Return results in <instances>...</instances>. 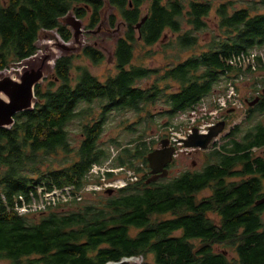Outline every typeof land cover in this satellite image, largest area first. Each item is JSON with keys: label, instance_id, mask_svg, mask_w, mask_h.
Returning a JSON list of instances; mask_svg holds the SVG:
<instances>
[{"label": "trees", "instance_id": "obj_1", "mask_svg": "<svg viewBox=\"0 0 264 264\" xmlns=\"http://www.w3.org/2000/svg\"><path fill=\"white\" fill-rule=\"evenodd\" d=\"M251 1L233 10L235 1L221 3L220 33L201 53L168 67L145 65L142 59L158 52L147 47L161 41L167 29L178 33L181 50L195 47L197 32L208 25L213 0H7L0 6V71L36 54L44 29L57 30L71 41L73 31L62 21L69 12L80 19L89 16L88 27L95 28L108 3L126 22L114 50L115 74L102 81L87 64L78 62L79 57L102 62L105 53L96 45L66 52L56 59L52 74L36 86L35 107L16 114L12 127L0 128V261L105 264L142 256L140 264H264V203L257 204L264 198V155L255 151L264 147V122L232 128L209 151L201 170L150 183L148 153L157 140L142 133L124 147L117 143L121 149L111 164L135 171L147 166V177L129 180L115 193L83 204L74 199L23 214L17 209L21 196L29 203L55 188L81 189L102 181L101 175L91 178L90 170L111 157L110 147L101 143L110 112L145 111L153 116L150 107L162 102L168 107L160 112L173 118L211 94L225 74L237 73L230 60L264 45V11H258L264 9V0ZM115 23L112 14L111 25ZM139 47L144 53L140 56ZM146 79L152 81L141 85ZM260 110L264 111V93L248 108L247 118ZM75 118L82 120L77 150L67 129ZM206 188L212 192L200 197ZM66 204L76 206L64 211ZM219 245L224 249L218 250ZM229 247L236 250V257L229 255ZM150 255L153 262L146 260Z\"/></svg>", "mask_w": 264, "mask_h": 264}, {"label": "rangeland", "instance_id": "obj_2", "mask_svg": "<svg viewBox=\"0 0 264 264\" xmlns=\"http://www.w3.org/2000/svg\"><path fill=\"white\" fill-rule=\"evenodd\" d=\"M226 1L231 0H213L214 6L211 10L210 14L206 17L208 22L207 27L204 30L198 31L197 34L199 36V42L195 47H191L189 49L181 50L180 46L176 43V38L178 37V33H173L169 29H167L166 34L163 39L156 43L152 47H147V49H155L156 53H154L151 57L146 59H142V62L149 67H157V66H172L177 64L179 61L185 60L191 55H197L202 52V50L206 49L207 43L211 40V37L214 34L220 33L218 28V14L217 7ZM235 3L232 6V10L235 8H241L245 6H249L253 4L251 0H233ZM7 0H0V6L4 5ZM260 6V5H259ZM146 5L144 6V12ZM258 11H264L263 8H260ZM255 12V11H254ZM114 14L116 17L115 26L111 25V15ZM75 17L74 13H69L65 18H63V22L69 26V20ZM82 23V33L78 38L74 37V39L68 42L70 47H73L74 50L71 53H79L82 50V47L86 44H92L98 46L105 53V58L100 63H95L88 58L79 57L78 62L87 64L92 72L96 74L102 81H105L110 75H113L117 72L114 50L116 46L117 39L125 34V23L121 18V14L117 8L110 6L108 3L105 6L102 12V22L95 28L88 27L90 23L89 16L84 17L80 20ZM71 27V26H69ZM185 29L189 28L187 24L184 23ZM73 32H75V28L71 27ZM139 35V34H138ZM65 43L64 39L58 33L57 30L53 31H42L40 34V38L38 40L39 51L37 56H41L44 53H48L50 51H54L55 56L63 53L61 45ZM138 56L144 54L142 53V48L139 47L136 50ZM134 63H138L137 59H134ZM244 67H247L244 66ZM19 68L18 64L15 62H11L8 71H14ZM53 69H50L47 72L46 78L52 74ZM5 72V71H3ZM233 73L225 74L223 76L222 81L217 84L213 92L208 96L204 97V99L199 103L201 107H206L208 111H216L219 107L218 98L222 95H226L228 93L229 81ZM152 79H146L141 82V85H148ZM259 86L264 87V77H262V73L259 71L253 72L250 70L244 71L242 74L236 77V87L239 97L243 103V106L238 107L237 111H230V113L226 112L228 108H232L233 105L228 104L225 108V112H220L219 115L227 114L228 115V128H233L236 124H243L244 126L253 125L258 122H264V111H256L251 118H247L248 108L250 107L247 103V98H253L256 96V92ZM173 89V88H172ZM171 90V89H169ZM98 102L92 104L94 107L95 119L100 117V109L98 107ZM82 106H88L86 102H83ZM166 103H158L150 107V110L154 113L153 116H150L148 113L146 114L143 111L141 114H135L133 110H115L108 114L105 122V130L101 137V143L105 147H110L111 157L105 161L104 164H97V167L94 168V174H91L90 177L93 178L95 174L101 175V180L106 177V181L116 182L117 180L124 179L126 181H137L144 176H148L149 168L144 166V169L140 171H135L134 169H130L128 167H113L111 164L112 159L116 156L118 151L121 149L117 143L121 144V147L128 145L132 139L138 137V135L145 133V137L147 139H156L155 148L160 146V142L164 138L170 139V141H177V146L179 147V155L174 157V162L170 167V173L168 177L165 178H173L179 175L181 172L185 170H201L205 163L208 161L207 154L209 151L215 148V145L220 142L221 137L219 136V141L217 143H211L210 146L206 150L201 149H193L192 147H186L183 143V139L185 138L187 132L190 129V119L188 117H184V113H178L176 116L171 118L170 115H164V113L160 112L167 109ZM140 116L143 118L140 119ZM171 120V124H167ZM81 119L75 118L71 122H69L67 129L70 134L71 146L74 150L79 148L82 133H81ZM132 125L133 129H129L128 127ZM255 151L259 154L264 155V147L257 148ZM75 156V155H74ZM108 168H113L115 170V175L112 177H107L105 171ZM149 174V173H148ZM119 188V187H116ZM117 191V190H116ZM115 191V192H116ZM114 192V193H115ZM212 192L211 188H206L200 192L199 196L202 197L204 195H208ZM108 195L106 190L100 189L99 191L89 190L85 193L83 199L80 200L79 204H83L86 201H93L101 198L102 196ZM65 202V201H62ZM64 211H70L76 205H65ZM62 211V210H61ZM166 216H170L169 214ZM215 219L218 220V217L215 213L212 214ZM263 218H264V210H263ZM179 233V232H177ZM218 250H223L224 247L219 245L217 246ZM229 255L237 256L236 250L234 248L229 247ZM145 260L142 256L139 257L138 262H142ZM148 261L153 262V255H150ZM0 264H10L9 261L3 260L0 261Z\"/></svg>", "mask_w": 264, "mask_h": 264}, {"label": "water", "instance_id": "obj_3", "mask_svg": "<svg viewBox=\"0 0 264 264\" xmlns=\"http://www.w3.org/2000/svg\"><path fill=\"white\" fill-rule=\"evenodd\" d=\"M68 14L62 17V21ZM146 18L147 15L137 24L138 29L141 27ZM80 20L81 19L75 15V17L71 18L68 22L69 26L75 28L76 30L73 32L72 40L74 37L78 38L82 33V23ZM43 31L53 30L44 29ZM68 42L70 41H65V43L61 45L63 50L62 54L74 50L73 47L68 45ZM62 54L56 57L54 51H50L42 54L41 56H37V52L36 54L15 63L19 65V68L14 71H8L5 69L0 71V128L12 127L15 123L16 114L35 107L36 86L44 81L47 76V72L50 69H54L56 59ZM258 99L259 97H256L254 100L250 101L249 104L253 105ZM225 125L226 121H220L216 125L212 126L207 133H200L198 128L195 127L188 138L184 140L185 146L207 149L213 139L224 130ZM169 142L170 139L168 138L162 139L160 146L154 148L148 153V163L151 170V175L147 179L148 183L166 177L169 174L168 164L173 160L174 152L176 150L174 146L169 145ZM114 191L115 189L112 187L106 190V192L110 194ZM261 203H264V198L257 201V204ZM139 257L141 256H124L120 260L109 261L105 264H140V262H138Z\"/></svg>", "mask_w": 264, "mask_h": 264}, {"label": "built area", "instance_id": "obj_4", "mask_svg": "<svg viewBox=\"0 0 264 264\" xmlns=\"http://www.w3.org/2000/svg\"><path fill=\"white\" fill-rule=\"evenodd\" d=\"M230 63L236 66L238 69L237 73H233L229 81L228 93L226 95H222L218 98L219 107L216 111H208L206 107H201L198 104L194 105L188 112H183L184 115L189 113L190 116V129L189 132H192L193 127H198L199 132L207 133L209 129L215 125L218 118L216 117L218 111H225L226 106L228 104L233 105L238 109V107L243 106V103L239 97L236 87V77L242 74L247 69L253 72L260 71L262 73V77H264V45L261 47L254 48L249 53H243L241 55L234 56ZM247 67H244L246 66ZM262 89V86H259L256 93H259ZM229 109V108H228ZM179 154L177 151L176 155ZM97 167V164L92 167L90 170V175L94 174V168ZM107 170H115L113 168H108ZM106 170V171H107ZM129 182L120 179L116 182L106 181V177L103 178L101 182H89L83 188L76 189L74 185H67L64 188H55L52 191L46 192L39 199L33 197V200L29 203L25 201L23 196L20 197L22 200V204L17 206V209L20 213H28L30 211L45 209L50 204H56L60 201L71 202L76 199L80 201L84 198L85 193L89 190L99 191L100 189H107L109 187H123L127 185ZM43 188H40V192Z\"/></svg>", "mask_w": 264, "mask_h": 264}, {"label": "flooded vegetation", "instance_id": "obj_5", "mask_svg": "<svg viewBox=\"0 0 264 264\" xmlns=\"http://www.w3.org/2000/svg\"><path fill=\"white\" fill-rule=\"evenodd\" d=\"M122 18V17H121ZM123 20V19H122ZM124 21V20H123ZM124 23H125V29H126V22L124 21ZM262 94L263 93H261V94H258L257 96H255V97H253V98H247L246 99V101H247V103L249 104V102L250 101H252V100H254L256 97L258 98L259 97V99L257 100V102L256 103H254L253 105H250L249 104V106L250 107H252V106H255L256 104H258L259 103V101L261 100V98H262ZM234 109V111H237V109L235 108V107H233ZM233 110H227L226 112H228V113H230V111H233ZM220 112H225V111H218L217 112V115H216V117L218 118V120H217V122L215 123V124H217L218 122H220V121H227V124H228V115L227 114H222V115H219L220 114ZM184 117H188L189 119H190V116H189V113L186 115V116H184ZM191 121V120H190ZM191 123V122H190ZM227 124L225 125L226 127H227ZM238 124H236L235 126H237ZM235 126L233 127V128H235ZM231 130H232V128H230V129H228L227 130V128H224V130L222 131V133L220 134V137L222 136V135H226V134H228V133H230L231 132ZM191 134V132H187V134H186V136H185V138L183 139V143H184V140L185 139H187L188 138V136ZM223 138V137H222ZM222 138L220 139V141L222 140ZM219 141V138L217 137V138H215L211 143H217ZM185 144V143H184ZM169 145L170 146H174L176 149L177 148H179L178 146H177V141H174V142H172V141H170L169 142ZM193 149H200V148H193ZM201 150H206V149H201ZM179 151V150H178ZM179 155V154H178ZM178 155H176V154H174V157L175 156H178ZM175 159H176V157H175ZM174 158H173V160L168 164V169H169V173H170V167L172 166V164H173V162H174V160H175ZM169 176V174L166 176V177H168ZM163 178H165V177H163ZM114 193V192H113Z\"/></svg>", "mask_w": 264, "mask_h": 264}]
</instances>
